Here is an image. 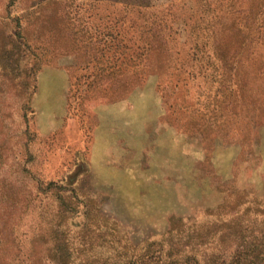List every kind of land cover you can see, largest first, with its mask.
I'll return each mask as SVG.
<instances>
[{
	"label": "rangeland",
	"instance_id": "1",
	"mask_svg": "<svg viewBox=\"0 0 264 264\" xmlns=\"http://www.w3.org/2000/svg\"><path fill=\"white\" fill-rule=\"evenodd\" d=\"M150 4L0 0V264L264 241V0Z\"/></svg>",
	"mask_w": 264,
	"mask_h": 264
},
{
	"label": "trees",
	"instance_id": "2",
	"mask_svg": "<svg viewBox=\"0 0 264 264\" xmlns=\"http://www.w3.org/2000/svg\"><path fill=\"white\" fill-rule=\"evenodd\" d=\"M12 1L14 2L15 0ZM119 2L137 8H149L151 5L150 0H119ZM254 15L256 18L258 13L255 12ZM263 28L264 24H253L249 26V33L251 35H260L264 31ZM13 34H19L20 36L21 32ZM12 40L14 41V39ZM143 41L146 45L150 46V42ZM59 196L61 204H64V196L61 193H59ZM72 203L74 204L73 209L79 208L77 203ZM241 219L240 213L236 212V215L230 221L235 226L241 222ZM185 231L186 229L173 225L169 230V238L148 240L146 245H134L128 239H121L124 242L119 246H112L115 249V255H108L107 257L95 255L96 238L93 236L90 237V242L82 238V242L80 241L76 246L61 241L51 251L54 255L55 264H264V241L254 242L256 237L249 239L250 241L248 240L243 247L242 245L238 246L235 251L228 255L226 254L222 260L209 258L206 261H201V257H199L194 247L189 249L180 248L181 241L185 237L182 233ZM188 236L193 241H197L196 239L201 237L196 231L188 233ZM202 238L204 240V237ZM241 238L247 240L245 236ZM165 243L167 246H165ZM80 256L82 257L79 258Z\"/></svg>",
	"mask_w": 264,
	"mask_h": 264
}]
</instances>
